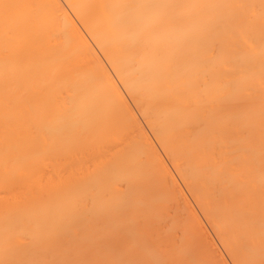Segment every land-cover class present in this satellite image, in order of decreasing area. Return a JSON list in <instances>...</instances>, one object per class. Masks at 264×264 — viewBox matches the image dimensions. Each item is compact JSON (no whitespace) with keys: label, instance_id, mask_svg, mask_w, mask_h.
<instances>
[{"label":"bare ground","instance_id":"1","mask_svg":"<svg viewBox=\"0 0 264 264\" xmlns=\"http://www.w3.org/2000/svg\"><path fill=\"white\" fill-rule=\"evenodd\" d=\"M174 170L264 264V0H0V264H203Z\"/></svg>","mask_w":264,"mask_h":264},{"label":"rangeland","instance_id":"2","mask_svg":"<svg viewBox=\"0 0 264 264\" xmlns=\"http://www.w3.org/2000/svg\"><path fill=\"white\" fill-rule=\"evenodd\" d=\"M94 46V45H93ZM97 49H95V51H96ZM98 51V50H97ZM96 51V52H97ZM98 53H99V55L102 57V59H103V62L105 63V61H104V58H103V56L101 55V53L98 51ZM98 53H97V55H98ZM98 55V56H99ZM100 56H99V58H100ZM105 65L107 66V64L105 63ZM105 66V67H106ZM109 67L107 66V69H108ZM109 72H111V75L115 78V76L113 75V73H112V71H110V68H109ZM116 79V78H115ZM117 81V80H116ZM117 84H119L118 86L121 88V92L123 91V93H124V91H125V93L127 92L126 90H124L123 89V86L117 81ZM122 93V94H123ZM124 93V94H125ZM128 93V92H127ZM127 93L125 94L126 96H124V94H123V96H124V98H129V97H131V96H129V95H127ZM129 96V97H128ZM131 98H129V99H127L129 102V104L130 103H132V104H130V105H132L133 106V109H137V110H133V111H135L134 112V114L135 113H137L138 112V107L136 108V106L135 105H133V104H136V103H134L135 101H133V100H130ZM132 99H133V97H132ZM130 101H132V102H130ZM129 106V105H128ZM132 106H131V108H130V106H129V108H130V110L132 109ZM135 107V108H134ZM132 111V110H131ZM140 114V113H139ZM138 113H137V116H139V117H136V114H135V118L137 119V121H138V119L140 120V121H138V122H141L140 124L142 125V127H143V129L145 130V132H147V133H145L144 131V133H145V135L147 136V137H150L151 138V140H153L154 141V146H155V144L159 147V154H161V155H163L165 158H166V156H165V154H163V151H162V149L160 148V146H159V144H158V142H155L156 140H154L155 138H154V135L152 134H150L151 133V131H150V129H148L149 127H147V125L146 124H144L146 121L144 120V118L142 117V116H140ZM142 120H144V121H142ZM140 125V126H141ZM145 127H146V129H145ZM142 130V129H141ZM150 131V132H149ZM149 136H148V135ZM151 136H153V137H151ZM149 138V139H150ZM151 140H150V142H151ZM153 141L151 142V143H153ZM158 147H157V149H158ZM162 152V153H161ZM160 155V156H161ZM163 156H161V158H163L164 159V157ZM164 160H166V161H164V163H167L168 164V167L170 168H168L169 169V171L171 172V169H172V171H173V167H172V164H171V166H170V162L168 161V158H166V159H164ZM166 165V164H165ZM173 173V175H174V173H175V177L177 178H175L174 176V179H175V181H178L177 183H176V185H178V187L180 186V188H178V191H179V193H180V195L183 193V195L177 200V201H175V202H180V204L182 203L183 205L182 206H180V207H178L177 205H180L179 203L177 204V205H175V206H177L178 208H179V210H181V211H185V209H187V213H190V211L188 210V206H190V208L189 209H192L191 211L192 212H194V213H192V214H194V215H196V218H197V220H196V222H198V223H195V216L193 215V218L192 219H194V220H192L193 222L191 223V224H193L194 223V226H195V224H196V226H197V224H198V226L197 227H199L197 230L196 229H193L194 228V226L192 225V230H193V232L196 230V232H197V234H195L194 233V235L196 236V239L198 240V242H195V243H197L196 245L198 246L197 248H199V250H200V252H199V250L198 249H195V247L196 246H194V251L195 252H193L194 253V255H196V257L198 256L200 259H201V257H200V255L201 254H204V252H205V254H207L206 256H209L208 258V260H206V256L205 255H203V256H205L204 258L202 257V260H203V264H207V262H208V264H209V262H210V264H235L234 262L232 263V259L230 258V257H228L229 255L227 254V251L226 250H224V248H223V246H222V244H221V242L220 241H218L219 239H218V236H216V234L214 233V229H212V227H211V225H210V223H208V221L206 220L207 218H205V215H203L202 214V212H201V210L197 207V204L195 203V201H194V199L192 198V195H190L189 193L190 192H188L189 190L185 187V185L182 183V181L181 180H179L180 179V177L179 176H177L176 175V172H175V170H174V172H172ZM181 188L183 189V190H181ZM185 188L187 189V191L185 190ZM183 191V192H181V191ZM184 194L186 195V198L187 199H185V196H184ZM173 202V201H172ZM175 202H173V203H171V207H172V205L175 203ZM196 205V206H195ZM174 206V207H175ZM173 207V208H174ZM177 208V209H178ZM172 210H174V209H172ZM178 211V210H177ZM179 213H181L180 211H179ZM186 213V214H187ZM183 214V215H182ZM182 214H180L179 216H180V218L182 217V216H184V218H185V216L186 215H184L185 213H182ZM198 214V215H197ZM189 216H191V213L190 214H187V217H189ZM199 216V217H198ZM201 216V217H200ZM183 218V219H184ZM181 220H182V218H181ZM185 220V219H184ZM190 221V220H189ZM207 221V222H206ZM182 222H183V220H182ZM186 222V221H185ZM191 222V221H190ZM205 222V223H204ZM202 225V226H201ZM195 226V228H197ZM179 229H181V227H179ZM202 230H204V231H202ZM179 232V230H177V228H176V231H174L175 233L176 232ZM181 231V230H180ZM178 232H177V234H178ZM182 233V232H181ZM199 234V235H198ZM173 235H175L174 233H173ZM194 235H193V237H194ZM177 237L176 238H180V236H181V234L179 235V237H178V235H176ZM174 237V236H173ZM201 237H202V239H201ZM192 238V237H191ZM175 239V238H174ZM194 239V238H193ZM192 239V240H193ZM205 239V240H204ZM172 240H173V238H172ZM176 241H178L177 239H175ZM196 240V241H197ZM200 240V241H199ZM175 241V242H176ZM199 242H200V244L202 245V248H203V250H201L200 248H201V245L199 244ZM209 242V243H208ZM194 243V244H195ZM200 245V247H199V245ZM207 248V249H206ZM214 248V249H213ZM198 251V252H197ZM197 252V253H196ZM203 252V253H202ZM213 254H212V253ZM196 253V254H195ZM201 253V254H200ZM217 253V254H216ZM198 254H200V255H198ZM202 256V255H201ZM223 257V258H222ZM218 258V259H217ZM211 259V260H210ZM223 259V260H222ZM202 260H200V261H202ZM214 260V261H213ZM207 261V262H206Z\"/></svg>","mask_w":264,"mask_h":264}]
</instances>
